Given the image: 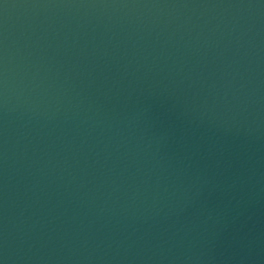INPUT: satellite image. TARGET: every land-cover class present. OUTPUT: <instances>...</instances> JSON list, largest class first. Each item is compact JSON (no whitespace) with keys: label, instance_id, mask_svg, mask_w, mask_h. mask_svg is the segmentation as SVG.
I'll return each instance as SVG.
<instances>
[{"label":"water","instance_id":"95a60500","mask_svg":"<svg viewBox=\"0 0 264 264\" xmlns=\"http://www.w3.org/2000/svg\"><path fill=\"white\" fill-rule=\"evenodd\" d=\"M0 264H264V0H0Z\"/></svg>","mask_w":264,"mask_h":264}]
</instances>
